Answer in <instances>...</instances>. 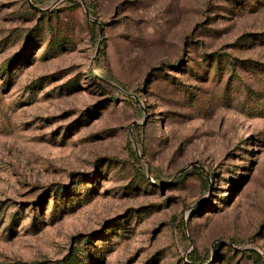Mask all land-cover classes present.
<instances>
[{
	"label": "rangeland",
	"instance_id": "374dc122",
	"mask_svg": "<svg viewBox=\"0 0 264 264\" xmlns=\"http://www.w3.org/2000/svg\"><path fill=\"white\" fill-rule=\"evenodd\" d=\"M0 264H264V0H0Z\"/></svg>",
	"mask_w": 264,
	"mask_h": 264
},
{
	"label": "trees",
	"instance_id": "16d2710c",
	"mask_svg": "<svg viewBox=\"0 0 264 264\" xmlns=\"http://www.w3.org/2000/svg\"><path fill=\"white\" fill-rule=\"evenodd\" d=\"M96 81H101L100 78H97Z\"/></svg>",
	"mask_w": 264,
	"mask_h": 264
}]
</instances>
